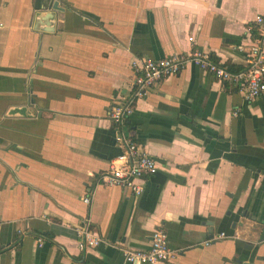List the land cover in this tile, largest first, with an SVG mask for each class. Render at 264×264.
Returning <instances> with one entry per match:
<instances>
[{
	"label": "crops",
	"instance_id": "obj_1",
	"mask_svg": "<svg viewBox=\"0 0 264 264\" xmlns=\"http://www.w3.org/2000/svg\"><path fill=\"white\" fill-rule=\"evenodd\" d=\"M259 15L264 0H0V264H130L160 227L177 255L155 264H264V95L188 65L134 105L157 163L143 193L100 180L132 61L197 48L243 69ZM87 220L103 242L81 250Z\"/></svg>",
	"mask_w": 264,
	"mask_h": 264
},
{
	"label": "built area",
	"instance_id": "obj_2",
	"mask_svg": "<svg viewBox=\"0 0 264 264\" xmlns=\"http://www.w3.org/2000/svg\"><path fill=\"white\" fill-rule=\"evenodd\" d=\"M256 26L258 32L251 45L239 46V49L246 53V66L239 71L231 70L197 48L187 54H174L159 59L143 57L132 61L137 75L131 91L122 99L114 101L110 108L109 117L114 125L116 141L121 147V152L111 160L109 169L101 175L100 180L104 186H119L141 195L146 178L157 172L156 160L140 147L129 129V124L135 103L146 98L152 87L161 80L180 73L188 65H194L228 84L232 90L240 93L247 103H253L264 95L263 16L256 17ZM234 114L237 115L238 111ZM89 201V197L85 199L86 203ZM76 233L81 250L97 247L103 242L93 229L90 220L79 226ZM225 236V234L220 235V237ZM123 253L126 262L130 264L169 263L177 255V252L170 247L167 232L161 227L153 232L149 249L124 248Z\"/></svg>",
	"mask_w": 264,
	"mask_h": 264
},
{
	"label": "water",
	"instance_id": "obj_3",
	"mask_svg": "<svg viewBox=\"0 0 264 264\" xmlns=\"http://www.w3.org/2000/svg\"><path fill=\"white\" fill-rule=\"evenodd\" d=\"M59 9L61 8L58 6V1H54L53 10H59Z\"/></svg>",
	"mask_w": 264,
	"mask_h": 264
},
{
	"label": "trees",
	"instance_id": "obj_4",
	"mask_svg": "<svg viewBox=\"0 0 264 264\" xmlns=\"http://www.w3.org/2000/svg\"><path fill=\"white\" fill-rule=\"evenodd\" d=\"M231 70H233V71H239V70H241L240 68H230Z\"/></svg>",
	"mask_w": 264,
	"mask_h": 264
}]
</instances>
